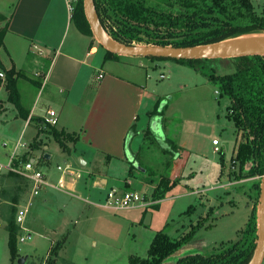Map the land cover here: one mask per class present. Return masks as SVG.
Instances as JSON below:
<instances>
[{
  "label": "rangeland",
  "instance_id": "374dc122",
  "mask_svg": "<svg viewBox=\"0 0 264 264\" xmlns=\"http://www.w3.org/2000/svg\"><path fill=\"white\" fill-rule=\"evenodd\" d=\"M146 1L157 3L162 0ZM251 1L258 12L264 6V0ZM71 27L68 38L71 34H77L74 23ZM0 28L7 29V25L2 20H0ZM77 36L79 37V33ZM84 37L86 40L90 37L91 40L97 41L93 34L92 36L84 34ZM96 45L99 48L97 55L102 50L105 51L100 44ZM1 54L4 63L8 64L4 59L5 53ZM105 60L106 64H108L107 60H111L109 61L111 64L115 58ZM122 60L128 62L127 64H138L141 61L142 67L146 68L148 89L160 97L157 105L159 112L155 111L156 115L161 114L155 120L157 124L155 126L160 129L153 132L147 126L141 131V141L135 151V158L137 163L146 169L145 172L134 170L133 175L128 176L129 161L123 160L114 162L113 166L111 164L109 173L119 177L116 179L121 183L119 187L128 189L124 186L123 179L129 178L131 181L129 189L144 195L149 205L144 212L152 213L151 222L146 224L145 220H141L140 209L123 213L101 209L102 216L80 225L78 220L88 204L82 200L85 196L68 189L65 184L59 187V178L64 173L57 167L64 168L67 165L72 169V159L68 151L63 150L56 142H52L47 151L51 154V158L41 161L39 165V168L48 176L47 181L51 186L42 188L39 194L31 199H28V192L23 195L22 204L25 201L26 203L30 201L31 204L23 225L27 231L19 228L18 239L27 232L31 234V238L24 242L18 240L20 256L14 260L9 253L6 221L0 216V264H17L20 257H25L23 264L31 262L47 264L51 257L58 264H129L130 255L147 257L150 242L156 232L164 230L170 236L178 237L187 232L191 224L197 223L202 216L207 215L209 208H211L210 216L204 226L198 228L187 244L168 256L165 264H175L181 256L195 252L209 254L238 240L252 216L253 207H255L257 231L259 199H256L252 183L261 178L254 176L235 180L228 175L233 170H237V167H231L230 159L237 154L238 146L245 140V136L243 132L236 130L234 120L227 116L229 104L227 97L220 96L215 86L201 73L170 59L161 58L152 61L147 57L126 56ZM29 65L25 67L27 77H22L24 80H19L18 83L19 90L22 92L19 102L27 108L31 107L36 97L38 89L33 81L37 79L35 73L41 70L43 64ZM112 65L116 67L114 71L126 75L122 71V65ZM228 65L233 67L231 62ZM145 68L140 72L142 77H144ZM161 74H164V78L160 77ZM25 82L27 85L24 84ZM168 125L179 131L178 137L183 139L191 156L196 157V159L189 158V164L186 160L182 161L185 170L182 185L178 183L181 179L178 177L180 162L175 160L176 154L172 155L164 150L173 142L167 137L173 136ZM34 133L33 126L25 125V120L18 113L15 102L9 99V90L5 85H0V163H7L14 153L21 154L20 157L27 154V151L31 149L30 142ZM214 137L219 140V152H213ZM18 142L24 146H19L15 150ZM175 146L181 153L182 148L176 144ZM41 151H34V155L37 156ZM250 166V162H247L245 172ZM192 170L194 176L188 174ZM220 172L221 178H219ZM64 176H67V180L70 177L68 173ZM151 178H153L151 183L146 182V179ZM160 178H167L170 183L175 182V185L164 194L163 198L167 197V200L163 201L157 209L150 206L158 201L152 194ZM191 185L204 190L195 194L188 193ZM213 186L216 187L213 189L211 188ZM205 188L210 189L206 191ZM171 195L174 197L170 200L168 198ZM44 197L47 199L45 203L42 201ZM190 205L194 206V209L184 214ZM65 206L68 207L65 208ZM69 207L73 210L69 211ZM50 218L53 221L56 219L66 221L64 233L58 235L59 237L45 233L44 227L42 228V222H48ZM53 237L58 239L50 240ZM261 264H264V257Z\"/></svg>",
  "mask_w": 264,
  "mask_h": 264
},
{
  "label": "crops",
  "instance_id": "0c3cea01",
  "mask_svg": "<svg viewBox=\"0 0 264 264\" xmlns=\"http://www.w3.org/2000/svg\"><path fill=\"white\" fill-rule=\"evenodd\" d=\"M0 13L5 17L4 24H7L3 37L4 45L0 48V61L4 68L0 69L4 74L1 77V85L6 86L5 70L13 68L12 76L15 78L16 88L21 96L22 92L19 90L18 83L23 79L22 77L26 76L25 67L30 63L29 66L43 64L41 70L35 73L37 79H34L33 84L38 91L33 104L27 108L20 102L21 108L18 109V113L25 120V125H31L35 129L30 147L34 143L40 144L37 149L31 147L26 157L37 160L38 166L41 161L51 158V154L47 152L51 143H59L50 132V127L41 126V123L47 110H55L58 123L53 128L73 134L75 137L73 141H66L69 157L72 159V169L63 173H68L70 177L67 180V176L62 174L59 182L62 186L65 184L68 189L85 196L82 200L88 204V207L80 216L79 224L84 225L88 221L96 220L102 216L100 215L103 213L102 210H107L101 204L108 188L117 185L119 187L121 184L119 180H116L119 177L109 173L110 165L113 166L114 162L123 160L130 161L131 157L134 161L135 151L141 141V131L147 126L153 132L160 129L156 127L155 121L160 115L154 113L160 97L148 89L147 71L145 67H142L141 61L138 64H127L128 62L122 60L126 56L120 55L111 64H109L111 60H107L108 64L104 63L105 51L102 50L97 55L98 41L91 40L90 37H88L90 40H86V36L84 37L75 25V32L79 33L80 38L77 34H71L68 38L73 23L66 0H0ZM2 52L5 53L4 59L8 64L4 63ZM112 64L125 67L126 69L122 67V71L126 75L114 71L116 67ZM143 68H145V78L140 73ZM99 74L102 77H98ZM24 84L27 85V82ZM163 118H165L164 115ZM168 127L173 136L167 137L182 148L181 153L177 151L175 155V160L180 162L178 177L181 179L178 183L182 185V179L185 176L182 161L186 160L189 164V158L196 159V157L191 156L183 139L178 137L179 131L171 125ZM17 148L16 145L15 150ZM36 150L42 151L35 156ZM188 174L194 176L193 170ZM220 174L221 172L219 178L222 177ZM46 178H48L47 175ZM123 180L124 184L131 182L129 178ZM26 182L28 183L27 180ZM190 188L188 193L195 194L204 190L192 185ZM28 189L29 186L26 191L29 193ZM23 195L20 198L21 202L19 201L20 205L23 202ZM172 197L174 195L168 199L171 200ZM166 200L167 197L156 201L159 204L157 209ZM42 201L45 203L47 199L44 197ZM2 203L0 201V206ZM20 205L18 203L17 207ZM137 209L141 210L140 217L144 220L148 212H144L146 208L127 211H139ZM68 210L73 209L69 207ZM38 216L40 217L39 214ZM42 223L45 233L55 237L64 233L66 221L63 219L53 221L50 218L48 222ZM55 237L50 240L58 239ZM93 243L96 244V242Z\"/></svg>",
  "mask_w": 264,
  "mask_h": 264
},
{
  "label": "trees",
  "instance_id": "16d2710c",
  "mask_svg": "<svg viewBox=\"0 0 264 264\" xmlns=\"http://www.w3.org/2000/svg\"><path fill=\"white\" fill-rule=\"evenodd\" d=\"M94 3L100 22L108 35L127 45L158 44L185 47L215 43L241 35L264 33V6L258 12L251 0H162L157 3H149L146 0H94ZM4 19V15L0 13V20ZM71 20L80 32L92 36L84 14L83 0H74ZM5 32V28H0V48L4 45ZM118 57L120 55L105 50L104 59ZM147 58L152 61L161 59ZM166 59L198 71L215 86L220 96H225L229 100L227 116L234 120L236 130L243 132L245 136V140L238 146L237 154L230 159L231 167H237V170L228 173L229 178L235 180L254 176L261 178L264 174V55ZM230 62L233 63V67L228 65ZM0 69H4L1 61ZM5 72L9 99L13 100L20 109L19 92L15 78L12 76L13 68ZM1 83L0 77V85ZM157 107L154 113L159 112ZM41 126H49L50 132L61 148L69 150L66 141L75 140L73 134L58 131L53 128L54 126L44 122ZM39 145L34 143L31 147L37 149ZM164 150L172 155L177 153V147L173 142ZM25 160H27L26 154L19 159V161ZM247 162H250L251 166L245 172ZM134 170L142 173L146 171L140 163H137V158L129 161L128 176H132ZM152 181L153 178L146 179V182ZM260 183L261 179L253 183L256 199H259ZM157 185L152 195L160 200L174 187L175 182L170 183L167 178H160ZM125 187L129 189V183H125ZM27 188L28 183L19 174L14 172L0 174V201L3 202L0 206V216L6 221L8 247L12 260L20 256L17 245L19 226L15 217L17 205ZM158 206V203H154L150 207ZM193 209L194 206L190 205L184 214ZM210 210L211 208L207 215L202 216L197 223L191 224L190 229L178 237H172L164 230L156 232L150 242L147 257L130 255L129 264H165L168 256L187 244L198 228L204 226L210 216ZM255 238L256 221L255 207H253L252 216L238 240L209 254L195 252L181 256L175 264H247L255 248ZM54 250L56 251V248ZM47 264L57 263L51 257Z\"/></svg>",
  "mask_w": 264,
  "mask_h": 264
},
{
  "label": "water",
  "instance_id": "95a60500",
  "mask_svg": "<svg viewBox=\"0 0 264 264\" xmlns=\"http://www.w3.org/2000/svg\"><path fill=\"white\" fill-rule=\"evenodd\" d=\"M83 9L91 32L98 43L105 50L118 55L172 59L232 58L249 54L264 55V45L234 48V46L241 43L244 38L264 35V33L241 35L215 43L185 47L158 44H123L112 39L102 26L95 8L94 0H83ZM45 156L48 158L47 154ZM132 160L131 157L130 161ZM144 220L146 224L150 222V212L146 213ZM256 236L255 248L247 264H261L264 257V174L261 176L260 183ZM24 259V257H20L18 259V264H23Z\"/></svg>",
  "mask_w": 264,
  "mask_h": 264
},
{
  "label": "built area",
  "instance_id": "2783aa9c",
  "mask_svg": "<svg viewBox=\"0 0 264 264\" xmlns=\"http://www.w3.org/2000/svg\"><path fill=\"white\" fill-rule=\"evenodd\" d=\"M66 3L70 13L72 14L74 9V0H66ZM1 76H3L2 72H0V77ZM98 77H102V75L99 74ZM160 77L164 78V74H161ZM43 122L50 126H56L58 123L56 111L53 109L47 110L46 115L43 118ZM212 145L213 152L220 151L219 140L217 138L212 139ZM19 146H24V144L18 142L17 147L19 148ZM58 169L63 172H69L71 168L66 165L64 168L58 166ZM1 172H14L24 177L29 184L28 199H31V197L38 195L42 188L51 186V184H49L47 181L45 172L42 171L37 165V160L30 157H27V160L25 161H19L17 154H13L9 158L7 163H0V173ZM59 187H62L61 182ZM30 204V201L28 203H26L25 201L23 204L17 207L18 209L16 212L15 221L19 228H21L22 230H25L23 225ZM101 206L110 211L124 212L135 208H146L148 206V203L145 201L144 195L139 194L133 189H123L118 186H112L108 188ZM29 238H31V235L29 232H27L26 234L20 236L19 241L24 242Z\"/></svg>",
  "mask_w": 264,
  "mask_h": 264
},
{
  "label": "bare ground",
  "instance_id": "6f19581e",
  "mask_svg": "<svg viewBox=\"0 0 264 264\" xmlns=\"http://www.w3.org/2000/svg\"><path fill=\"white\" fill-rule=\"evenodd\" d=\"M258 45H264V35L252 36L249 38H244L238 45H235L234 48L241 47H254Z\"/></svg>",
  "mask_w": 264,
  "mask_h": 264
}]
</instances>
